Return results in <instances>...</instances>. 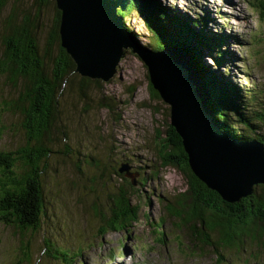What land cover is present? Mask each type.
Here are the masks:
<instances>
[{"label":"rangeland","instance_id":"374dc122","mask_svg":"<svg viewBox=\"0 0 264 264\" xmlns=\"http://www.w3.org/2000/svg\"><path fill=\"white\" fill-rule=\"evenodd\" d=\"M157 2L170 14L185 12L189 27L201 33L196 34L201 40L205 33L228 36L216 47L223 58L217 60V51L203 47L202 64L215 73L218 89L237 88L243 105L249 104L243 112L249 114L251 92L264 88V20L250 9L249 0ZM15 3L11 1L2 13L0 55L2 20ZM16 4L28 9L31 0ZM201 17L207 18V25L190 24ZM51 18L47 13L45 24ZM126 25L144 46L154 43L140 17L131 14ZM100 83L102 92L93 90L89 100H83L78 90L60 97L59 125L68 140L55 129L49 143L52 153L41 175L45 215L36 231L0 224V264H69L62 251L68 252L70 264H264V246L258 240L245 239L241 245L219 251L218 257L212 248L190 237L172 213L170 205H176L177 196L186 189V178L179 168L162 165L168 107L150 97L147 71L140 60L128 53L113 79ZM14 94L5 78H0V151L4 152L25 142L19 117L4 109L3 103ZM101 100L112 110L101 108ZM259 128L264 131V124ZM121 164H128L132 178L117 172ZM120 187L140 207L138 221L127 231L101 236L108 195Z\"/></svg>","mask_w":264,"mask_h":264},{"label":"trees","instance_id":"16d2710c","mask_svg":"<svg viewBox=\"0 0 264 264\" xmlns=\"http://www.w3.org/2000/svg\"><path fill=\"white\" fill-rule=\"evenodd\" d=\"M11 1L0 0V21ZM16 3L2 20L0 78L4 77L15 92L14 97L3 104L7 112L19 117L25 142L15 150L0 151V224L36 231L45 215L41 175L52 153L51 137L57 129L63 140H68V133L59 125V99L65 92L78 90L83 100H89L90 93L93 90L102 92V87L100 81H91L74 73V63L60 47V12L54 0H31L28 9H21ZM249 3L250 9L264 20V0H249ZM167 10L157 0H129L125 10L119 12L125 21L131 14L142 19L154 39V43L147 44L150 49L177 47L192 56L209 89V106L224 131L239 140H257L264 144V131L259 128L264 124V88L251 92L250 113H245L244 107L249 104L243 105L239 93L225 95L224 87L218 89L214 84L215 73L202 64L200 50L205 47L217 51L216 47L228 36L221 32L210 36L205 33L201 40L197 36L201 33L189 27L186 16L170 14ZM49 12L52 18L45 24L44 17ZM200 22L202 26L207 25V18L201 17ZM190 24L199 26L193 20ZM41 33H44L43 44L40 43ZM215 57L220 60L223 54L218 52ZM147 86L150 97L160 100L149 82ZM131 90L132 94L134 87ZM234 98H238V102H233ZM99 105L112 110V105L104 101ZM166 128L168 142L162 141V165L179 168L186 178V189L177 196L176 205H170L180 226L202 246L212 248L218 257L219 251L241 245L248 238L258 240L264 246V185L255 186L252 194L238 201H223L218 193L209 190L189 171L180 138L169 125ZM92 163L86 161L87 165L93 166ZM94 166L98 167V163ZM128 185L133 186L130 182ZM107 204V213L102 216L101 236L127 231L138 221L140 207L133 203L132 194L122 187L108 195ZM161 224L157 223L156 227ZM67 254L61 252L62 257H67L66 262L71 263Z\"/></svg>","mask_w":264,"mask_h":264},{"label":"water","instance_id":"95a60500","mask_svg":"<svg viewBox=\"0 0 264 264\" xmlns=\"http://www.w3.org/2000/svg\"><path fill=\"white\" fill-rule=\"evenodd\" d=\"M60 12V47L74 73L107 83L130 53L145 66L147 82L168 107V125L181 140L189 171L225 202L264 185V144L239 140L221 128L209 106V89L192 56L177 47L152 50L141 44L119 10L129 0H54ZM238 95L237 88H223ZM219 91V90H218ZM118 173L132 178L128 164Z\"/></svg>","mask_w":264,"mask_h":264}]
</instances>
